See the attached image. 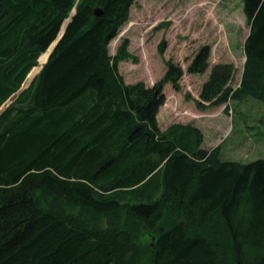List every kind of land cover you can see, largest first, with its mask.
Wrapping results in <instances>:
<instances>
[{
	"label": "trees",
	"instance_id": "1",
	"mask_svg": "<svg viewBox=\"0 0 264 264\" xmlns=\"http://www.w3.org/2000/svg\"><path fill=\"white\" fill-rule=\"evenodd\" d=\"M135 2L0 0V108L70 18L0 114V264H264V157L223 160L195 124L160 127L165 86L181 91L185 71L168 60L153 86L125 82L130 39L114 55L110 44ZM243 2L241 80L215 64L203 110L264 102V0ZM210 57L201 46L187 72Z\"/></svg>",
	"mask_w": 264,
	"mask_h": 264
},
{
	"label": "rangeland",
	"instance_id": "2",
	"mask_svg": "<svg viewBox=\"0 0 264 264\" xmlns=\"http://www.w3.org/2000/svg\"><path fill=\"white\" fill-rule=\"evenodd\" d=\"M249 33L243 0H136L129 21L110 44V53H116L124 38L130 39L129 51L137 62L130 59L119 63V71L128 84L144 82L148 87L153 86L166 73L168 60L182 66L185 73L180 81L181 91L171 84L165 86L166 102L158 119L160 127L197 124L205 134L203 148L220 146L221 159L247 163L264 157V102L249 97L204 111L195 100L199 99L201 87L217 63H234L237 71L231 86L239 85L245 59L244 42ZM206 44L211 46L209 69L204 74L188 73L196 52ZM54 45L40 57L25 87L46 63Z\"/></svg>",
	"mask_w": 264,
	"mask_h": 264
},
{
	"label": "water",
	"instance_id": "3",
	"mask_svg": "<svg viewBox=\"0 0 264 264\" xmlns=\"http://www.w3.org/2000/svg\"><path fill=\"white\" fill-rule=\"evenodd\" d=\"M74 10V12H73V14L76 12V9L74 8L73 9ZM97 15H100L101 13H100V10H96V12H95ZM70 21V18L68 19V22ZM68 22L65 24V27L63 28V30H61V33H60V35H59V37L57 38V40L54 42L55 43V45H54V47L56 46V44H57V42L59 41V39L62 37V35H63V33H64V30H65V28L67 27V24H68ZM53 47V48H54ZM52 52V51H51ZM51 52H50V54H51ZM49 54V55H50ZM28 77V76H27ZM27 79V78H26ZM26 81V80H25ZM31 83V82H30ZM30 83L28 84V86L30 85ZM24 84H25V82H24ZM24 84H23V86L21 87V89L17 92V93H15L1 108H0V114L2 113V111L19 95V93H21V91L24 89V88H26V87H28V86H24ZM14 97V98H13ZM10 101V103L9 104H7L8 102Z\"/></svg>",
	"mask_w": 264,
	"mask_h": 264
},
{
	"label": "crops",
	"instance_id": "4",
	"mask_svg": "<svg viewBox=\"0 0 264 264\" xmlns=\"http://www.w3.org/2000/svg\"><path fill=\"white\" fill-rule=\"evenodd\" d=\"M244 62H245V59H244ZM242 72H243V69H242ZM162 108H163V106L160 108V110H162ZM208 109H211V108H207L206 110H204V111H207ZM160 114H161V111L159 112V114H158V119L160 120ZM160 123V122H159ZM194 124V123H193ZM196 126L197 127H199L197 124H196ZM168 128V127H167ZM202 131H203V128H201V127H199ZM163 129V128H162ZM166 129V128H165ZM165 129H163V130H165ZM203 133H204V131H203ZM204 141H205V134H204Z\"/></svg>",
	"mask_w": 264,
	"mask_h": 264
},
{
	"label": "bare ground",
	"instance_id": "5",
	"mask_svg": "<svg viewBox=\"0 0 264 264\" xmlns=\"http://www.w3.org/2000/svg\"><path fill=\"white\" fill-rule=\"evenodd\" d=\"M72 14H73V11H72ZM65 23H67V22H65ZM65 23H64V24H65ZM64 24H63V26H64ZM50 49H51V48H50ZM50 49H49V50H50ZM49 50H48V51H49ZM52 50H53V49H52ZM41 69H42V68H41ZM30 73H31V72H30ZM28 76H29V75H28Z\"/></svg>",
	"mask_w": 264,
	"mask_h": 264
}]
</instances>
